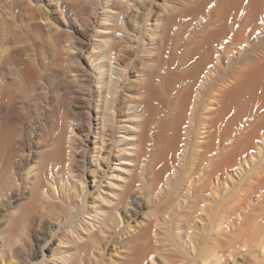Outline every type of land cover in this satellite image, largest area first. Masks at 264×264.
Segmentation results:
<instances>
[{
  "label": "rangeland",
  "instance_id": "1",
  "mask_svg": "<svg viewBox=\"0 0 264 264\" xmlns=\"http://www.w3.org/2000/svg\"><path fill=\"white\" fill-rule=\"evenodd\" d=\"M170 1L0 0L3 28L9 25L3 29L5 36L0 43V83L18 90V69L5 59L10 50L35 72L26 94L17 92L9 108L0 105V122H10L11 126L16 127L19 114L22 118L11 177H8H15L16 182L0 188V264L5 258L12 259L13 264H65L68 256L79 260V255H71L68 250L73 251L72 254L77 252L72 243L77 231L86 225L97 229L96 241L87 254L94 250L97 253V245L100 248V255L86 254L90 255L88 263L91 264L93 262L90 261L105 264L110 260L117 262L124 259L128 251L125 239L139 228L146 231L145 242L148 243H145L136 264H261L260 261L264 259V230L261 231L263 234L258 232L260 229L255 231L249 220L259 221L264 217V186L260 192L257 191L255 200H259L258 204H253L255 200H252V209L245 206L241 208L242 211L239 207L234 211L229 229H216L212 213L223 206L225 198L232 197L243 186L249 175L256 170L255 173L263 174L264 130L250 152L229 173L231 177L228 175L229 178L226 176L221 182L206 175H213L216 167L213 162L247 131L246 127L225 141L218 136L212 141L214 145L211 144L214 149L218 148L217 151L212 149L202 161L197 159L199 152L202 154L206 149L196 145L198 123L207 113L208 101L220 87L218 75L208 77L199 86L197 104L192 114L194 118L186 134L187 143H184L180 158L172 168L175 177L169 182L173 183L162 191L151 192L148 177L141 176L145 172L146 161L141 163V173L129 170V156L132 154L129 144L132 132L129 127L137 115L135 100L138 97L139 72L155 38L158 17ZM47 23L56 28L54 40L47 34ZM39 24L44 28H37ZM257 29L248 40L240 44L232 40L227 50H219L218 60L223 61L222 75L230 69L244 67L248 60L264 52V19ZM60 99L67 104L57 111L65 122L63 131L68 129L67 132L75 131L76 134L67 160L58 170L55 187L70 196L65 201L61 200V208L60 205L52 206L49 212L39 209L25 217L20 222L22 225H17L13 232L5 233L2 231L7 224L4 220L14 211V206L9 207L10 203L23 196L28 189L23 178L27 176L28 163L34 164L31 156L57 138L50 133V120L51 111ZM193 157H196L194 163ZM214 157L216 160H213ZM196 162L202 165L196 167ZM190 165L196 168L192 169ZM133 171H137L136 175H140L141 179L138 178L139 181L130 187L127 197L121 200L119 195L126 189L125 179ZM210 181L212 186L206 184ZM76 184L82 189L80 192ZM259 203L263 205L261 208L258 207ZM235 214L239 216L237 221ZM252 214L258 217H251ZM244 227L248 230H244ZM8 234H11L10 239ZM213 240L219 243L216 250H212Z\"/></svg>",
  "mask_w": 264,
  "mask_h": 264
},
{
  "label": "bare ground",
  "instance_id": "2",
  "mask_svg": "<svg viewBox=\"0 0 264 264\" xmlns=\"http://www.w3.org/2000/svg\"><path fill=\"white\" fill-rule=\"evenodd\" d=\"M161 12L158 21L156 20L157 32L155 33V38L153 39L151 46H148L147 56L144 57V66L139 72V80L137 79L138 97L135 100V110L137 111V115L133 120L131 127H129L132 132V139L129 143L132 147L130 149L132 154L129 156V162H131L129 170L134 169L141 173V170L139 171L141 163L146 161L145 167L143 166L145 172L144 174L141 173V176L145 175V177H148L149 181H147L149 184H147L149 185L150 190L147 184L146 187L149 191H154L156 193L157 191H162L165 186L167 187L168 184L172 182H169L170 179L175 177L173 176L172 168L179 160L178 157L180 158L179 153L186 142V134L189 133L188 129L191 128L190 122L191 119L194 118L192 117V114L194 115L193 110L196 108L197 104L196 97L198 89L201 84L207 81L208 77L218 75L220 78V83L218 85H220V87L215 91L216 94L215 92L212 93L215 95L208 101L207 113L200 118L201 120L198 123V139L197 144H195L199 148L203 146V148L205 147L206 149L202 154L199 152L200 157L197 159L202 161L204 156L210 154L212 149H214V147L211 146V144L214 145L212 141L216 140L218 136H222L225 141L230 137L233 138V135L240 132L239 130L241 128H247V131L237 138L235 142L226 149V152L219 157V159L217 158L218 160H216L215 157L213 158V160H216L213 162V165L215 164L216 167L214 166L215 171L213 175H206L209 179L215 178L221 182L220 180L224 179V177L227 176V178H229V173L240 161L243 160L244 156L250 152L255 141L262 134V130H264V52L258 57L255 56L254 58H251L247 63L245 62L246 65L244 64V67L230 69V71L224 73V75H222L223 71L221 70L223 61H219V50L229 48L228 44L230 41L234 40V42H239L238 44H240V42L248 40L253 31L258 30L257 28L261 25V22L264 19V0H171ZM2 19H4V17L2 18V15L0 14V43L5 36V31L3 29H6L9 26L5 25L3 28ZM47 24V34L49 33L48 35H50L49 37L51 40H54L55 36L53 33L56 28L50 23ZM39 25L40 26L37 28H44L41 24ZM110 34L111 33H109V35ZM5 59L6 61H11L13 65L17 67L20 75V82L17 87L18 90H13L9 88L7 84L0 83V105L4 104L9 108L12 104L13 98L17 97V92L26 94L29 91V88L32 85V80H34L35 72L30 66H28L29 64H25L26 62L23 63L19 55L12 50L7 52ZM65 104L66 102L60 99L51 111L52 118L50 120V125L52 130L50 133L56 135L57 138H53L55 139V142L53 141L51 145H48V147L46 146V148L39 150L31 156L30 160L31 162H34V164L32 163L33 165H31L28 163V167L26 168L27 176L23 178L25 184L28 185V189L23 196L15 198L13 200L14 202L12 204L10 203L9 207L14 206V211L8 214L4 220L7 224L2 231L5 233L6 231H10V233L13 232L15 227L21 224L20 222H22L25 217L29 216L31 213L34 214L36 211L38 212L39 209L49 212L52 206L57 207L60 205L59 207L61 208V200L70 196L67 193L65 195L63 190L56 189L55 187L57 184V177H59L57 175L58 170L63 168L62 166L67 160L70 147L74 142L73 138L76 134L74 133L75 131L70 133L67 132L68 129L63 131V129H65V125L63 124L64 121L57 111ZM17 118L18 126L16 127L11 126L10 122V125L9 123L4 124L3 122H0V188L6 185L8 186L11 182L13 184L16 182L15 177H8H11V169L14 164L13 155L17 148L16 145H18L17 133L19 131V122L22 120L20 114ZM223 140L221 139V142ZM215 146L218 147L216 144ZM216 149H214V151ZM211 154L213 155V153ZM197 156L198 155L196 154V157ZM195 158L192 161L193 163L196 161ZM204 159L206 160V158ZM209 159L210 158H208V160ZM197 162L196 165H194L200 167L202 165L201 162V165H198L199 162ZM195 166L192 167L190 165L192 169L196 168ZM261 169H263V174H261L262 172L255 173L256 170L254 174L248 176L243 186L238 189L232 197H230L232 194L228 196L230 198L224 197L225 202L222 198L224 202L223 206L219 209L216 208L217 210H213L212 213V221L215 220L216 223H214V225L216 224V229L223 231L228 228L229 222L231 219H234L232 218V215L238 207L239 210L245 206L252 209V203L250 204V201L256 199L257 191L261 190V188L263 189L264 186V168ZM138 172L136 171L134 173L133 171V173H129L130 176L128 175V179H125L126 183L124 185L126 186V189L122 188L124 191L120 192L119 195L121 200L127 197L128 192L131 190L130 187L139 181L138 178L141 179V177H139L140 175H136ZM192 173H194L193 170ZM208 178H205V181H209ZM175 180L176 179H174V181ZM191 182L190 179V183ZM210 183L211 181L209 183L206 182L207 185ZM76 185L77 187L79 186L78 184ZM198 186L197 188H199ZM209 186L212 185L210 184ZM16 188H19V185H16ZM78 188L80 192L82 189L80 190V186ZM164 191L166 190L164 189ZM200 199L202 198H199V200ZM257 200H255L253 204H255ZM262 202L264 201L262 200ZM260 204L261 203L258 205L259 208H261L260 206H263ZM255 206L256 205H254V207ZM64 207L62 208L63 210H65ZM165 207L166 206L163 208L165 209ZM247 209L249 210V208ZM254 210L253 213H255ZM257 212L260 213V211ZM239 213L242 214L240 211ZM254 215L255 214H252L251 217ZM238 218L239 216L235 221H237ZM259 219L261 220L254 222L253 220H249V222L254 225L253 227L255 231L260 229L258 232H261L264 230V217ZM249 225L248 227L252 226ZM95 229H93L92 226L86 225L77 231L72 243L73 248L75 249L74 251L77 252L75 254H72L73 251L70 252V250H68V252L71 255H79L78 257L81 258L76 260V257L68 256V261L65 264H91L88 263L90 255H87H100L99 245H97L98 247L95 245L96 248H98L96 249L98 250L97 253L94 250L92 253L87 254L96 241L95 237L97 235V229ZM246 229L248 230V228L244 227V230ZM260 234L263 233L261 232ZM146 235L147 233L143 228L136 229L135 233H132L131 236L129 235L125 239L128 250L125 253L126 257L120 261L117 260V262L110 260L105 264H136L140 258L141 250L145 246ZM249 235L250 234H248V236ZM7 236L9 239L11 238V234H8ZM5 239H7V237H5ZM4 243L6 244V242H3L2 244ZM218 244V241L213 243L212 250H216ZM90 262L94 263V261ZM13 263L14 261L10 258H5L2 262V264ZM260 263L264 264V259L261 260ZM96 264H98V262H96Z\"/></svg>",
  "mask_w": 264,
  "mask_h": 264
}]
</instances>
